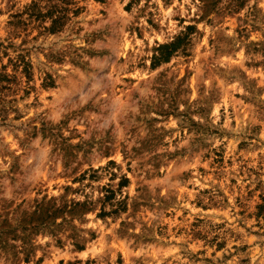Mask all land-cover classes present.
<instances>
[{"label": "rangeland", "instance_id": "rangeland-1", "mask_svg": "<svg viewBox=\"0 0 264 264\" xmlns=\"http://www.w3.org/2000/svg\"><path fill=\"white\" fill-rule=\"evenodd\" d=\"M0 264H264V0H0Z\"/></svg>", "mask_w": 264, "mask_h": 264}, {"label": "trees", "instance_id": "trees-1", "mask_svg": "<svg viewBox=\"0 0 264 264\" xmlns=\"http://www.w3.org/2000/svg\"><path fill=\"white\" fill-rule=\"evenodd\" d=\"M180 40H181V37L179 36L178 38H175V40L171 42L159 44L157 46V50L160 51V54L159 56L156 57L157 60L161 58H164V59L167 58L178 46Z\"/></svg>", "mask_w": 264, "mask_h": 264}]
</instances>
